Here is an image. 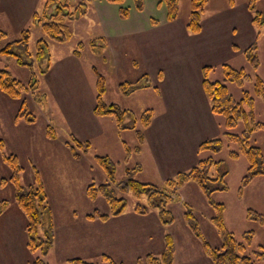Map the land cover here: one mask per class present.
I'll return each mask as SVG.
<instances>
[{"label": "rangeland", "instance_id": "rangeland-1", "mask_svg": "<svg viewBox=\"0 0 264 264\" xmlns=\"http://www.w3.org/2000/svg\"><path fill=\"white\" fill-rule=\"evenodd\" d=\"M0 1V31L6 33V37L0 39V69L9 72L26 90L22 91L20 99H10L0 91V264H34L38 258L45 264H69L67 262L71 259L98 264L103 253H106H100L102 247L95 248L101 241L104 242L103 238H100L103 234L108 238L107 241L111 242L104 246L108 248L109 255H106L116 263L146 264L147 255L138 261H133L131 255L147 253L144 249L147 244L132 247L128 243L117 245L113 238L109 239L112 235L115 236L116 232L111 231H116V227L102 226L101 230H97L87 218L95 211L101 214H109L110 211L101 196L92 201L86 195L89 185L100 186L108 183L104 172L95 163V156H109L115 164V183L110 184V188L115 190L116 195L122 196L114 188L115 184L130 178L142 183L164 185L165 181L162 176H158V170L153 164L156 159L152 158L158 154L162 156L163 165L173 167L179 162L175 150L193 147V143L203 138L200 134L208 132L207 123L204 121L206 118L202 112L209 114L211 110L202 86L203 68H211L207 76L210 82L223 80V65L235 69L243 68L252 78L258 76L264 82V27L258 28L251 23L249 0H233L232 7L229 6L228 0H209L201 13V30L195 34L187 31L186 26L190 16V0H178L177 17L171 22L167 20L166 5L159 4L158 0H139V9L136 7V0H123L121 5L93 1L96 4L113 5L119 15L124 9L126 17L120 15L122 20H114L109 30L127 32L128 37L106 41L103 37L92 36L94 30L91 24L86 28L82 23L83 17L88 16L84 13L80 18L67 21L66 25L73 32L69 42L63 45L49 42L46 64L39 61L35 55L37 41L44 39V35L40 25L34 26L31 22L34 13L41 11L43 1L35 10V7L21 9L18 6L21 0ZM10 3L14 6L7 9ZM76 4L70 1L71 9L75 8ZM255 7L256 11L264 13V0H257ZM48 10L54 11L49 8ZM87 10L90 11V5ZM109 14H112V10H109ZM24 30L30 31L27 51L17 45L12 49L14 55L2 54L1 49L8 42L16 43L22 39ZM90 41L95 45H85L86 48L80 54V57H83L81 60L84 61L71 66L72 63L67 57L76 44H87ZM152 42H155V45H150L149 48L148 44ZM254 43V53L259 61L258 70H253L247 64L244 55V50ZM116 44L117 49L114 52ZM105 50L108 54L104 58L101 51L104 53ZM133 63L137 66L132 65ZM96 74L101 75L104 80V103L125 111L123 124L128 133L122 134L121 139L128 148L138 147L136 134L141 130L140 118L147 108H152L155 119H152V125L143 132L140 158H136L135 154L128 158L127 153L119 148L124 146L113 132L114 125L103 123L102 120L95 123L89 119L92 118L90 112L93 101L95 105ZM145 79L147 81L143 84ZM34 80L37 81L36 90L32 86ZM117 80L120 84H133L131 87L126 86V95L122 94L119 88L116 90ZM227 87L237 101L241 98L243 90L249 92L254 99V119L264 124V104L254 97L252 83L245 84L243 89L232 84H227ZM140 89L142 91H138ZM116 91L120 97L126 99L119 101ZM160 92L163 93V98L159 102ZM201 95L205 98L202 99ZM23 101L26 111L33 117L31 124L23 119H16ZM96 118L107 119L109 123L114 121L112 117ZM223 121V118L213 114V122L219 126V130L216 132V128L211 125L209 133L215 136L211 139L224 141L223 147L217 153H198L196 149V164L206 158L221 163L219 167L212 166L208 173L211 179H221V174L225 173L222 182L212 184L217 190L209 194V200L224 205L225 227L232 233L235 241L245 245V251L250 253L264 246V225L254 218L255 215L264 217V177H255L247 186L241 187L248 167L247 160L244 156L238 159L230 157V152L235 151L237 146L225 140L223 134L226 129ZM50 126L56 135L54 140L45 136V130ZM198 126L200 129L196 130ZM243 130L244 124L240 122L229 132L240 137ZM70 136L90 145L78 158L79 161L72 158L65 145L66 141L70 142ZM207 140L210 139H203L197 148ZM249 143L264 155V130L254 132ZM3 153L15 157L21 169L17 186L27 189L35 183V172L38 173L46 195L52 230V247L46 254L43 252L45 249L40 248V243L34 242L32 249L27 246L28 238L32 239L35 234H27L25 216L15 200L16 185L11 179L12 170L3 161ZM157 160L160 161L158 157ZM136 165L142 166L141 174L135 175V172L128 171ZM223 186L226 190H220ZM209 195L198 185L188 183L177 192V198L169 203L168 208L174 220L171 234L174 237V264H201L200 256L208 259L200 238L195 236L191 225L185 221L186 210L191 214V224L197 228L201 239L220 252L222 240L210 221L213 212L206 197ZM123 197L127 200L125 212L132 210L137 202H146L144 196L139 200L130 194ZM167 229L165 233L169 232ZM36 234L46 239L42 226L37 227ZM89 235L95 246L88 244ZM246 240H250V243ZM148 244L153 251L158 248L155 242ZM122 253L124 259L121 257ZM161 253L157 251L151 255L158 256ZM67 256L71 259L63 261ZM221 264L228 263L222 260Z\"/></svg>", "mask_w": 264, "mask_h": 264}, {"label": "trees", "instance_id": "trees-1", "mask_svg": "<svg viewBox=\"0 0 264 264\" xmlns=\"http://www.w3.org/2000/svg\"><path fill=\"white\" fill-rule=\"evenodd\" d=\"M43 7L41 11L35 12L32 18V25H40L44 39L38 40L36 44V57L39 61H44L48 64V44L49 42L55 44H66L73 37V32L66 25L67 21L80 18L83 16L85 11H87L88 5H91L93 1H105L108 3L122 4L123 0H84V2H78L75 8L71 9L70 3L65 2V0H42ZM209 0H190V16L189 22L187 23V31L191 33H199L201 30V13L207 6ZM256 1H248V9L252 14L251 23L255 27H264V13L256 11ZM159 4L163 3L166 5L167 9V20L169 22L173 21L177 17L178 13V0H158ZM88 3V5H87ZM137 8H141V1L136 0ZM229 6L234 5L233 0H228ZM54 9V11L48 10ZM51 14V15H50ZM121 17L125 18L127 13L124 9L120 12ZM44 20V21H43ZM36 21V22H35ZM30 31L24 30L22 32V39L14 42H8L6 46L1 49V53L4 55H10L12 53L13 46H20L27 51L28 40ZM6 33L0 31V39H4ZM100 40L104 41L103 38ZM87 47H92L95 45L93 41L87 44L79 42L76 44L72 55L80 57L81 51ZM99 48H103L102 45H98ZM256 49V44H252L250 47L244 50V55L247 64L251 66L253 70H258L259 61L254 53ZM92 50V49H90ZM11 55H14L12 53ZM211 68H203V91L206 95L210 110L214 115L223 118L224 129H226L224 135L225 140L228 143H235L237 149L230 152V157L233 159H238L240 156H244L247 160V171L244 175L241 183V187L247 186L255 177H264V155L261 151L254 146H250V138L254 132L264 130V124L255 121L253 116V106L254 99L249 92L243 90L241 98L237 101L229 93L227 84L235 85L239 89H243L245 84L252 83L254 97L260 99L264 104V82L258 76L252 78L247 72L241 69H235L228 65H223V80L221 82H210L208 79L209 70ZM96 88H95V105L93 107V114L96 117H112L116 127L119 130L127 129L123 124L125 111L118 109L115 105H106L102 99L104 94V80L99 74H96ZM147 81L143 80V84ZM33 89H37V81L34 80ZM32 84V83H30ZM128 85L123 83L119 85V90L122 94L126 95ZM128 86H133L128 85ZM150 87V86H147ZM146 88V87H144ZM135 90L132 89V91ZM0 91L9 97L10 99H20L22 91L25 92V87L17 79L11 77L9 72L0 69ZM134 92V91H133ZM132 93V92H131ZM16 119H23L26 123H33V117L29 115L26 111L25 102L23 101L20 106L19 112L16 115ZM153 119V110L147 109L142 113L140 118L141 130L137 131L136 143L138 147L130 149L123 142L125 147V154L131 157L132 154L140 153L141 145L144 140L143 132L151 125ZM240 122L244 124V130L242 136H236L229 132V130L236 127ZM45 136L49 140L55 139V133L53 128L47 127L45 130ZM71 142V143H70ZM70 142L66 141L65 145L71 152L72 158L79 160L78 158L84 154L90 145L88 142H79L70 136ZM224 141L221 139H210L201 143L197 152L202 153L210 151L212 153H217L223 147ZM2 147H0L1 149ZM128 157V158H129ZM96 165L104 172L108 183L102 184L100 186H95L91 184L86 189V195L88 199L95 201L97 197L101 196L106 205L109 208V214H101L95 211L93 214L87 216L89 220L107 221L112 217L120 216L127 206V200L123 197L126 194H130L134 199L139 200L141 197H145V204L137 202L132 210L138 216H146L150 213H155L163 226H170L173 224V215L169 210L168 205L177 198V192L181 190L186 184L194 183L198 185L201 190L206 194H211L217 188H213L212 184L222 182L224 174H221V179H211L208 176L209 170L212 166L219 167L220 162H215L211 158H206L204 160H199L198 163L186 172L177 173L175 176L168 178L164 185L157 186L149 183H142L136 179H128L121 183L115 184V189L119 191L122 196L116 195L115 190L110 188V184L115 183V164L108 157L95 156ZM3 161L11 168L12 176L11 179L16 185L15 200L20 210L26 219V230L27 234H35L32 239L28 238L27 246L29 249L33 246L34 242L40 243V248L46 254L52 247V230L49 222V211L46 202V195L40 182L38 173L35 172V183L24 189L17 186L18 173L21 170L18 166V162L13 156H6L3 153ZM127 161V160H125ZM129 172H135L137 175L141 171V167L136 165L133 169L128 170ZM220 190H226L223 186ZM207 197L208 205L211 208L213 215L210 218L211 223L216 228L217 233L221 237V247L220 252L217 249L212 248L207 242L201 239L199 233H197V228L193 226L191 214L186 210L184 212L185 221L187 224L191 225V229L195 233L197 238H200L201 245L204 249L205 256L212 262V264H221L224 260L228 264H256L264 263V246H260L258 250H253L250 253L245 251L246 246L235 241L232 233H230L224 225L225 207L223 204H218L211 202L209 196ZM251 214H249L250 216ZM260 224L264 225V217L258 215L255 217ZM253 218V219H254ZM42 226L46 232V239L37 236V227ZM249 239H250V234ZM28 236V237H29ZM248 241V240H246ZM250 241V240H249ZM248 241V243H250ZM174 240L169 233H165L163 236V249L162 253L158 256L147 254L145 257L146 264H172L174 249ZM247 243V244H248ZM34 247V246H33ZM239 248V250H238ZM244 248V249H243ZM42 251V250H41ZM101 262L98 264H121L116 263L107 255H102ZM69 264H94L82 261L80 259H71L68 261ZM34 264H45L40 258L36 259Z\"/></svg>", "mask_w": 264, "mask_h": 264}, {"label": "crops", "instance_id": "crops-1", "mask_svg": "<svg viewBox=\"0 0 264 264\" xmlns=\"http://www.w3.org/2000/svg\"><path fill=\"white\" fill-rule=\"evenodd\" d=\"M65 1L68 2V3H70V1L72 3H78V2H81L82 0H65ZM41 3H42V0H26V1L21 0L18 3V6L21 9H30L32 7H35L34 8V10H35L37 7L38 8L40 7ZM13 6L14 5L12 3H10L7 6V9H12ZM109 10H112V14H109ZM9 13L12 14L13 12H9ZM85 13L88 16H84L83 17V22L82 23H84L86 25V28H87V25L89 26L91 24V28L94 30V32L92 33V36L103 37V38L106 39V41H109V40L117 41V40H120V39H124L125 37L126 38L128 37L129 33H127V32L121 33V32H118V31L114 32L112 30H109V26H112V22L114 20L117 21L118 18L120 20H122V18L119 15V12L117 11V8L114 7L113 5L103 4V3L96 4V2H93L92 6L90 5V11L87 10ZM75 24L77 25V22H75ZM110 33L113 34V35H110ZM87 38H89V36H87ZM93 38L94 37H92V39ZM148 38H150V37H148ZM148 45H149V48H150V45L151 46L155 45V42H152L151 44H148ZM116 49H117V44L114 47V52H115ZM105 51L106 52H104V53H102L103 51H101V54L104 55L103 56L104 58L107 57V54H108L107 50H105ZM88 52L89 51L87 50V53ZM71 55H72V52L69 55V57H67V59H69L70 62L72 63L71 66H75L77 64V62H79V61H84V60H81L83 57L75 58V57H73V55L72 56ZM114 55L115 54H113L112 57ZM104 58H102V60H105ZM132 65H136L137 66V64H135V63H133ZM119 84H120V81L117 80V82H116V90H118V85ZM138 91H142V89H140ZM199 91H201V87L199 88ZM116 94H117V96L119 98V101H121L123 99H126V98L120 97L119 94H118V91H116ZM201 96H202V99L205 98L204 95H201ZM158 97H159L158 100L160 102L161 99L163 98V93L161 94V92H160ZM107 103H115V102H107ZM93 105H94V101H93ZM93 105H92L91 112H90L91 113L90 116L92 118H89V119L93 120L95 123H97V122L99 123L100 120H102L103 123L109 124L111 126L114 125V126H112L113 132L117 136V139L118 140L120 139L122 141L121 135L122 134H127L128 133V129L119 130L116 127L115 122L113 120H112L113 123L112 122L109 123L107 119L96 118L93 115V113H92V110H93V107H94ZM125 110L130 111L128 109H125ZM130 112H132V111H130ZM154 112L156 113V111H154ZM157 113H158V111H157ZM202 115L206 118V119H204V121H205V123H207L206 127L208 128V132H206V133H201L200 132L201 133L200 137H203V138H201L200 141H197V142L193 143V147H189V148L188 147H181V148H178V149L175 150V156L179 157L178 158L179 162L173 165L174 168L171 167L170 165H163L164 163H162L163 162L162 156H160L158 154H156L155 158H152V159H156V161L153 160L154 161L153 164L155 165L156 169L158 170V172H157V173H159L158 176H162V180L163 181H166L168 178L176 175L177 173L184 172V171L194 167V165H196V162H197L196 161V159H197L196 158L197 145L203 139H206V138L211 139V138L215 137V136H212V134L211 135L209 134L211 132V125L213 126V128H216V132H218L219 126L215 122H213V114L211 113V111H210L209 114H207L206 112H202ZM154 119H155V115H154L153 121H154ZM208 124H209V126H208ZM199 126L201 127L202 123ZM199 126L196 128V130L200 129ZM217 126H218V128H217ZM207 128H204V129L207 130ZM213 128H212V130H213ZM119 148H121V150H124V152H125V147H119ZM134 156H136V158H140L141 152L138 153V154H135ZM105 157L109 158V156H105ZM157 157L159 158L160 161L157 160ZM140 167H141V171H140V174H141L142 173V166H140ZM90 221H91L90 223L93 222L94 227L97 230H99V229L101 230L102 226L116 227V231H111V233L116 232L115 236L112 235V237L109 238V239L113 238L112 240H115L117 245H118V243H120V244L121 243L122 244L123 243H128L130 245V247H132L134 245L147 244L145 246V248H144V249L147 250V253H145L143 255L139 254V255H136V256L131 255L132 258L135 259V260L133 259V261H138L139 258L144 257L147 254H156L157 251L159 253H161L162 248H163V236L165 234V231L168 228L167 232L169 231L168 233L171 235L172 234V228H173V225H170L169 227L165 228L161 224V222L159 221V219H158V217H157V215L155 213H150V214H148L146 216H138L131 209L126 211V212L124 210V212L120 216L112 217V218H110L107 221H96V220H90ZM0 230H1V227H0ZM106 233H107V231H106ZM171 236H173V235H171ZM90 238L91 237L89 235V239L87 241L88 244H90L92 246H95V244L93 245L92 240ZM100 238H103L104 242L101 241V244H98L95 248H101L102 247V250H100V253L106 252V253H103L104 255H106V254H108V248H105L104 246L110 244L111 242L107 241L108 238L104 237V234L100 235ZM172 238L174 240V237H172ZM149 242H151V243L155 242L156 244H158V248H156V250H154V251L151 250L153 248H151V246L148 244ZM148 250H150L151 252H148ZM121 257L123 259L125 258L123 253H122ZM69 259H71V258H69V256H67L65 258V260H63V261L67 262ZM199 260H202L201 264H211V262L208 259H206L205 257L203 258V257L200 256ZM173 264H174V261H173Z\"/></svg>", "mask_w": 264, "mask_h": 264}]
</instances>
